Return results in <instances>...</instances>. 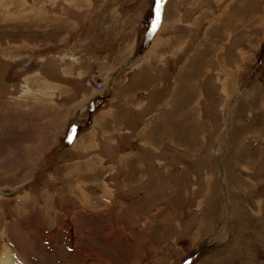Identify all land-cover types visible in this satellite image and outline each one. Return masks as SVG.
I'll return each instance as SVG.
<instances>
[{"label": "rangeland", "instance_id": "1", "mask_svg": "<svg viewBox=\"0 0 264 264\" xmlns=\"http://www.w3.org/2000/svg\"><path fill=\"white\" fill-rule=\"evenodd\" d=\"M2 260L264 264V0H0Z\"/></svg>", "mask_w": 264, "mask_h": 264}, {"label": "crops", "instance_id": "2", "mask_svg": "<svg viewBox=\"0 0 264 264\" xmlns=\"http://www.w3.org/2000/svg\"><path fill=\"white\" fill-rule=\"evenodd\" d=\"M106 98V97H105ZM105 98L103 99V95H97L96 96V98H91L90 100H93V99H98V100H101L102 102L105 100ZM89 100V101H90ZM80 115H81V111H79V110H76L75 112H74V114H73V118H72V123H73V125H76V126H78V128H80V129H82L83 128V126H87L86 124L85 125H82V123L80 124V119H79V117H80ZM91 123H92V121H91ZM79 134V133H78ZM78 134H77V138H79L78 137ZM76 137H75V139H76ZM74 139V140H75ZM70 149H71V147H70Z\"/></svg>", "mask_w": 264, "mask_h": 264}, {"label": "bare ground", "instance_id": "3", "mask_svg": "<svg viewBox=\"0 0 264 264\" xmlns=\"http://www.w3.org/2000/svg\"><path fill=\"white\" fill-rule=\"evenodd\" d=\"M2 264H4V263H6V260H2V262H1ZM6 264H9V263H6Z\"/></svg>", "mask_w": 264, "mask_h": 264}]
</instances>
